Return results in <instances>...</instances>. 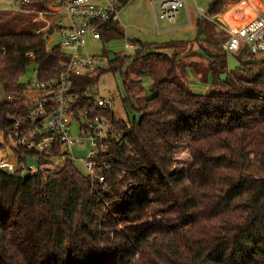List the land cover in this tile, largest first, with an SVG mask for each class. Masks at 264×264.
Wrapping results in <instances>:
<instances>
[{
	"label": "trees",
	"instance_id": "trees-1",
	"mask_svg": "<svg viewBox=\"0 0 264 264\" xmlns=\"http://www.w3.org/2000/svg\"><path fill=\"white\" fill-rule=\"evenodd\" d=\"M54 1L60 0H29L17 12H0L5 96L26 88L30 66L39 81L58 75L61 50L48 55L34 16L24 12H47ZM242 1L255 0H214L209 14H225ZM207 21H198V36ZM123 37L117 23L101 29L100 41ZM225 40L213 43L212 88L204 94L177 74L190 41L138 42L132 57L117 55L110 65L118 68L109 71L131 63L139 80L123 82L131 128L116 126L124 134L100 159L104 182L69 160L37 177L0 172V264H264V178L248 173L251 161L264 172V56L243 51L235 56L242 71L228 73ZM106 72L75 80L78 93ZM21 112L18 104L0 103V133ZM180 152L190 160L184 168L177 165Z\"/></svg>",
	"mask_w": 264,
	"mask_h": 264
},
{
	"label": "built area",
	"instance_id": "built-area-1",
	"mask_svg": "<svg viewBox=\"0 0 264 264\" xmlns=\"http://www.w3.org/2000/svg\"><path fill=\"white\" fill-rule=\"evenodd\" d=\"M124 1L60 0L54 1L47 12L31 11L37 25L34 33L44 36L48 55L59 48L63 58L58 75L49 81H39L35 67L33 78L22 92L5 96L6 103L18 104L23 112L9 116V129L0 133V172L37 177L44 170L57 171L69 160L81 163L92 180L104 182L101 172L105 164L100 159L109 152L108 143L120 141L124 134L116 126L130 129L131 121L119 116L113 98L95 97L87 90L81 95L74 83L81 77H96L104 68L103 57L83 53L86 38L100 41L101 29L118 23ZM16 2L19 7L29 4V0ZM150 4L156 23L163 20L174 25L181 10H185L189 23L186 0H151ZM224 32L222 50L226 54L235 57L246 51L264 56L262 16L247 19L229 12ZM55 35L60 41L49 48ZM125 48L131 49L132 45L126 44ZM75 148H86L84 156L77 157Z\"/></svg>",
	"mask_w": 264,
	"mask_h": 264
},
{
	"label": "rangeland",
	"instance_id": "rangeland-1",
	"mask_svg": "<svg viewBox=\"0 0 264 264\" xmlns=\"http://www.w3.org/2000/svg\"><path fill=\"white\" fill-rule=\"evenodd\" d=\"M17 0H0V12H16L20 7L16 2ZM214 0H186L187 11L189 14V21L193 22L196 19H205L212 21L214 24L207 21L205 31L201 36L196 25H189L186 17L185 10L180 11V15L174 25L169 24L167 21H158L156 23L154 12L151 8V0H130L129 3L122 8L118 26L123 31L124 37L121 39H113L108 42L94 40L88 36L86 38L85 49L83 53L86 56H98L105 59V66L102 70H108L105 74L101 75L99 81L88 87V93L95 97L115 100V108L119 116L127 120V114L122 106V101L126 98V93L123 87V82L126 79L138 81L135 75L131 73V63H126L121 72L117 73L109 71L110 68L116 69L117 66H111L110 62L114 61L117 55L132 57L136 50L138 42L143 44H164L170 41H190L186 44L185 49L180 52V67L177 74L186 83L192 92L195 94H204L211 86V74H214L210 65V54H217L214 49V42L216 46L225 39L224 28L227 22V13L211 16L209 14V7ZM237 12L242 13L246 18H253L256 14L264 18V0H257L256 5H247L246 3H237L233 7ZM30 11H24L27 14H32ZM202 11V12H200ZM34 16V15H33ZM33 23V20H32ZM158 24V25H157ZM59 36H54V41L48 47H55L58 45ZM131 44V49H126L125 45ZM107 53V57L103 53ZM220 52V51H219ZM264 58V57H259ZM35 66H30L27 70L26 76L23 78L24 82L32 79V72ZM100 73V72H99ZM98 73V74H99ZM97 74V75H98ZM122 74L124 76H122ZM221 76V75H220ZM151 80L147 77L142 79V87L149 93ZM144 90L137 94V100H141L144 96ZM6 97L0 87V103H4ZM134 100V103H139ZM132 117V114L129 113ZM75 125H73V128ZM73 134L76 131L73 130ZM85 149L75 148L74 152L77 157H83ZM177 165L184 168L190 163L189 157L186 152H180L176 155ZM77 167L83 174H86L85 169L81 163H76ZM63 163L60 164L57 170H60ZM248 173L253 174L255 177L264 178V172L255 167L251 161L248 167Z\"/></svg>",
	"mask_w": 264,
	"mask_h": 264
},
{
	"label": "water",
	"instance_id": "water-1",
	"mask_svg": "<svg viewBox=\"0 0 264 264\" xmlns=\"http://www.w3.org/2000/svg\"><path fill=\"white\" fill-rule=\"evenodd\" d=\"M227 67H228V73H237V72L242 71V66L236 60V58L232 55L227 56ZM228 73L220 76V81L222 83H225L227 81ZM141 118H142V115L140 114L136 116L138 123L140 122Z\"/></svg>",
	"mask_w": 264,
	"mask_h": 264
},
{
	"label": "crops",
	"instance_id": "crops-1",
	"mask_svg": "<svg viewBox=\"0 0 264 264\" xmlns=\"http://www.w3.org/2000/svg\"><path fill=\"white\" fill-rule=\"evenodd\" d=\"M256 1L257 0H255L254 1V3H251V2H249V1H242V2H240V3H246L247 5H252V6H254V5H256ZM237 5V4H236ZM235 6V5H234ZM233 6V7H234ZM233 7H231L226 13L228 14L229 12H231L232 14H237V15H242L243 17H245L242 13H239V12H237L235 9H233ZM20 10V8L17 10V11H19ZM16 11V12H17ZM188 12V11H187ZM179 15H180V13L178 14V17H179ZM259 14H256L255 15V17H257ZM178 17H177V19H178ZM255 17H253V18H255ZM202 18H205V16H203ZM201 18V19H202ZM246 18V17H245ZM253 18H247V19H253ZM200 19H196L195 21H193V22H190L189 23V25H192V24H194V25H197V23H198V21H199ZM210 23H212V24H214L212 21H209ZM34 23V22H33ZM36 25V24H35ZM37 26V25H36Z\"/></svg>",
	"mask_w": 264,
	"mask_h": 264
}]
</instances>
